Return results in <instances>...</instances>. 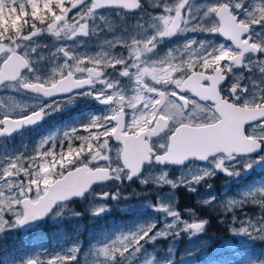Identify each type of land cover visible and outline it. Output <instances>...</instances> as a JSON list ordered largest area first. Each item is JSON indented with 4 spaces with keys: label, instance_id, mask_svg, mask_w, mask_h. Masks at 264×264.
Here are the masks:
<instances>
[{
    "label": "snow or ice",
    "instance_id": "snow-or-ice-1",
    "mask_svg": "<svg viewBox=\"0 0 264 264\" xmlns=\"http://www.w3.org/2000/svg\"><path fill=\"white\" fill-rule=\"evenodd\" d=\"M84 0H78L76 4H66L65 9L70 13L77 8ZM120 4L124 8H135L140 4V0H89V6L86 11L80 15L72 17L66 16L64 20L60 17L64 12L60 10L59 5H53V11L49 13L47 10L43 15L35 16V9L31 0H0V8L6 10H15L17 13L26 11L31 13L25 19L30 21V31L10 34L6 37L8 43L0 42V85L5 82L18 81L24 89L41 93L45 97H53L57 94H70L75 89H80L82 85L94 84L98 80L105 83L109 88L113 89L112 95L104 97V103L114 105L111 113L107 116L96 117L92 123L85 126L81 130L73 129L72 133H65L66 136L77 135L85 141V151H81L79 146L75 150L69 148L68 154L74 155L77 162L70 164L68 168L59 172L60 180L54 188L49 189L45 186L43 189L39 185L32 182L37 179H44L37 173L42 166V162L52 154H57L55 148L45 149L44 144L41 145L37 154L23 160L21 157L10 160L6 167L0 172V231H3L8 221L5 219V213L12 211L17 215V223L24 224L29 220H34L44 216L52 206L58 201H64L67 198L81 194L94 181L107 180L110 175L120 179L122 168H113L108 165L90 167V161H109L112 160L111 152L115 151L116 160L122 159L123 165L130 172L128 176L131 179L141 168L131 164L127 159L122 157V152L135 155L145 148L144 162L154 161H174L183 162L190 157H198L201 160H207L213 154H221L213 161L216 168H222L229 174H234L235 169L231 171L226 167V161L233 160L237 154H249L264 145V83L257 84L255 80L251 81V90L242 86L243 76H236L235 82L228 88L222 86L228 73L234 66L244 62L245 54L264 52V44L259 41H253L249 35L250 27L253 24H264V0H252V6L247 11V19H241L236 14V9L244 7L246 0H222L214 5L206 6L202 13L204 19H196L193 23L195 13L199 10L192 7V0H152L153 6L163 9V13L153 17V27H157L155 35L150 36L144 43V49L151 53L158 45V41L163 37H170L179 32H195L207 31L213 33H221L227 36L234 45V48H226L224 45H217L208 53V58L223 54L225 57H231L233 63L228 64L227 61L221 65L226 71L219 73L218 89L221 93V99L227 97L230 103L237 104H258L262 111L258 116H252L244 123L243 132L245 139L232 135L229 131V123L235 120L231 114L225 115L216 107L217 102L208 98H201L194 95L190 89H181L178 85L165 93L168 99L161 103V93L147 91L149 100L144 103L146 108H137L135 104L130 103L132 97L139 98L140 93L146 90L138 83V78L133 75L131 69L123 68L122 74L129 76L130 73L135 79V88L131 93L119 86L117 82L104 79V75L92 72L88 73L89 78L85 80L78 79V73L81 69L78 65L81 63L79 58L72 56L71 59L76 61L74 64L62 65L60 68L53 69V76L48 80L41 79L37 76L34 80L21 78V72L25 68L30 67V61L27 54H21L19 40H30L43 31L39 27L40 23L51 20L47 24L48 30L56 32L57 23L64 27L74 25L80 29L82 34L87 35V19L92 16L96 9L106 4ZM40 8L44 7V0H40ZM221 10H226L232 17L235 24L239 25L235 32L228 31L220 26ZM71 20L72 25L67 23ZM207 21V23H205ZM62 30V29H61ZM13 35L16 40H13ZM197 41L191 40L184 44L185 48L196 44ZM202 45V42H201ZM65 57H69L66 49H61ZM170 54V53H169ZM105 54H99L97 57L89 58L83 61L84 64H99L104 69L107 66H115L116 64L127 65L129 61L116 60L114 64L101 62ZM203 62V61H202ZM248 67L258 68L264 73V59L249 60ZM86 70V69H85ZM215 72V68L210 69ZM153 82L156 84L158 81ZM145 83L146 80H145ZM154 87V86H153ZM163 91V90H161ZM169 100L173 103L169 104ZM194 101V103H192ZM128 106L125 107L124 104ZM53 108V105H48ZM150 109V111H149ZM197 109L203 112L200 116ZM56 110V109H55ZM206 110V111H205ZM123 111V120L115 118L116 113ZM0 112L4 114L0 116V135L11 134L18 128L33 124L46 115L44 108H40L31 112H24L23 108L16 103H9L0 100ZM22 113V114H14ZM171 116V119L165 123L164 117ZM154 117V118H153ZM122 125V126H121ZM246 126L247 130H246ZM127 136L136 137L135 143H130ZM94 137H98L95 138ZM159 138L156 140L155 138ZM115 139L121 143L119 148H113L110 141ZM91 141L93 148L87 150V142ZM41 149H45L42 150ZM59 158L63 161L65 152H60ZM87 157V160L85 159ZM82 165V167H78ZM251 167V164H246ZM60 166L57 165V168ZM90 169L98 170L101 174L87 171ZM94 179H89V176ZM211 175L205 171L203 175L192 178L193 182H199L206 176ZM188 182V181H185ZM34 193V195H33ZM256 203L264 204V189L256 193L248 194ZM98 211H103L99 209ZM175 227V225L170 226ZM190 229H201V222H191L185 225ZM169 228V230H170ZM151 229L140 233H132L119 237L111 245L104 246L100 251L105 257H111L115 260L116 256H123L130 250L136 248L141 242L150 237ZM239 231L244 233L264 236V225L259 223L247 222V227L242 226ZM161 232L160 235H164ZM75 251V249H74ZM75 256L57 255L47 260V264H70ZM28 264H38L36 260H31Z\"/></svg>",
    "mask_w": 264,
    "mask_h": 264
},
{
    "label": "rangeland",
    "instance_id": "rangeland-1",
    "mask_svg": "<svg viewBox=\"0 0 264 264\" xmlns=\"http://www.w3.org/2000/svg\"><path fill=\"white\" fill-rule=\"evenodd\" d=\"M218 2H222V0H192V7L199 10L195 13L192 22L195 23L196 19H204L202 13L205 11L206 6L214 5ZM31 3L34 6L35 13L39 12L41 9L39 7L40 0H31ZM76 3H78V0H44L43 9L48 8L53 11L52 6L59 5L60 10L64 12L60 20H64L68 15L72 17L80 15L89 6V0H84L77 8L68 13L65 5ZM251 6L252 0H246L244 7L237 9L238 17L247 19L246 13ZM26 13V11L17 13L15 10L0 8V42L8 43L6 37L12 30L20 29L17 28L20 14ZM162 13L163 9L153 6L152 0H145L144 8L138 11L135 16L127 15L123 10L108 9L107 11H98L97 14L94 12L92 16L88 17L86 22L88 29L93 19L98 18L104 21L107 29L113 34L114 52L116 51L117 45H129L126 54L132 57L129 65L131 69L135 68L137 70L133 75L138 80L147 79L146 85H142L138 81L146 91L145 93H140L139 98H131L130 103L135 104V106L137 103L143 102L146 99L145 96L148 91L147 85H155L149 82L151 77L155 78L158 82L160 80L168 81V79H173L177 73L180 74L184 70L183 67L172 68L167 75L162 71L167 68L157 69L156 66H153L155 64L147 65L148 63H145V61L148 62L151 53L147 52L143 45L150 36L156 34V32H151L153 28V17L159 16ZM56 23L59 29L56 28V32H59V35H56L53 31H49L46 26V33L54 35L51 37V43H54V46L45 47L46 42L43 39L39 40V38H36L32 43H30V40H19L21 41L20 43L18 41L21 49L24 52L26 51L33 61L34 69L30 73V76L33 78L39 76L41 79L48 80L53 76V69L70 64V61L67 62L68 57H66V61L59 59L61 56L60 51L64 48L61 47L62 43L59 44L55 41L62 39L65 41L66 50L69 49L71 53L79 54L81 63L78 67H84L83 61L93 58L91 56L90 46H87V43H85L87 39L78 37L80 29L72 25L71 20L67 21V23L72 26L63 29L62 27L64 25L60 24L59 20ZM23 26L25 28V23H22V29L24 30ZM155 28L157 30V27ZM87 29L86 31L88 32ZM256 29L257 31L260 30L258 31L259 35L264 36V24H256ZM180 33H178V36H175L177 43L173 45V47H176L177 52H174L172 47L164 48L166 45L165 38L167 37H163L164 39L159 38L161 40L157 42L158 45L155 49L160 50L155 55H161L163 57L164 55L161 53H163L164 49H172V57H178L177 62L182 63L186 59L189 61L192 57L197 59L200 55L198 52H204L205 44H209L211 39H215L214 37L211 38L207 31H195L192 32V35L188 34L190 37L187 36L184 38ZM196 35H201V37L198 38ZM55 37L56 39H54ZM195 38H197L195 40L197 41L196 44L188 48L184 47L185 42L187 43ZM16 39L13 37V40ZM134 46H138L139 48H133ZM76 50L78 51L75 52ZM182 53H185L186 58L183 57L184 55L181 56ZM135 54H137V58L135 57L134 59ZM94 55L97 57L99 53ZM121 57L119 54L116 55L115 52L114 56L109 57V59L115 63L116 60H121ZM103 60L104 57L101 61L102 63ZM145 69H148L149 72H143ZM145 73L147 74L146 76H144ZM131 77L130 83L132 81V85H127L129 93L135 88L134 76L131 75ZM1 86L0 100L16 103L23 108L24 112H30L40 108L49 109L47 106L51 104L53 105V108H50L51 111L53 112L56 109L55 111L58 112L49 119V125H54L57 119L64 121L66 124L63 134L58 130V127H45L43 133L40 135H37V132H27L24 136L19 137L16 142L14 140H6L0 143V172L3 171L7 163L12 159L21 157L23 161L27 160L28 157L36 155L45 141H47L45 149L55 148L57 154H52L45 159L37 173L38 176H43L44 179H37L32 182L35 185H39L41 189L45 186L48 187L57 179L55 171L57 165H66L68 158H72V155L69 156L70 154H68V149L71 148L74 151L77 146L73 145V135H65V133L71 134L73 129H75V124L72 121L79 120L77 110L83 111L81 114L83 116L89 114L91 123L96 117H99L97 113H101V117L106 115H102V112L97 110L86 111L91 105L88 99H83L80 106H76V102H71L61 107L62 101L45 104L42 100L37 101V99L28 96L25 94L20 83L5 82ZM71 100L73 101L74 99ZM124 106L127 107L128 104L125 103ZM3 114V112H0V116ZM202 115L203 113L200 114V116ZM122 119V116L119 117V120L122 121ZM82 140L84 142V139ZM45 149H41V151ZM62 151L65 152L63 161L58 155ZM115 156L116 153L113 151V157ZM114 161L117 163L115 158ZM246 162L247 160H240L237 163V196L229 195L228 193L212 196L211 194L213 193H208L207 195L212 197L204 196L205 198H199L201 206L198 207L197 212L190 211L189 213H184L178 210L177 207L180 200L174 191L170 190L172 193L170 191L168 193H162L164 192L163 186H171L173 190L178 187H191L193 184L192 178L199 175L189 173V171L185 172V174L181 173L176 178L178 179L177 183L175 182L176 184L173 186L172 184L175 179L167 178L166 173H161L157 176H146L138 182V185L132 184L130 188H127L125 185L124 191L111 190L110 196H101L99 192L95 191L89 196L90 199L87 202V207L93 212L90 214L85 212H79L77 214L78 211L71 208L73 207L72 205H69V208L66 204H60L58 205L59 208L56 209V215H54L53 220L61 224V221L65 217L67 219L72 216L78 217V221L70 222L71 225H76L75 232L67 233L63 225H56L59 227L58 233L55 234L50 230H48V233H43V227H40L32 238L33 242H37V244L32 243V246H36L34 248L31 247L29 255H24V259H27V262H19L18 264H28L31 260H36L38 264H47L48 259L57 255L75 256V259L70 264H264V236L239 231L242 226L247 227L248 221L264 225V204L254 202L252 197L248 195L264 189V179L253 183L245 182L244 175L247 171H252L250 167L245 166L250 162ZM252 167H255L257 170L261 169V167L255 164H252ZM155 178H157V181H154ZM200 183L195 184L200 185ZM149 184L157 185L160 190L157 191L155 188H147ZM144 193L148 195L143 196ZM110 197L112 198L111 203L113 205L106 209L105 201ZM101 198H104V201L99 202L97 199ZM250 206H253L254 213L259 210V214L244 216V213L247 211L245 208ZM99 209H103V211H98ZM237 210H243V213H239ZM5 219L8 223L4 229L10 227L19 230V224L16 222L17 215L15 213L12 211L6 212ZM84 219L95 222V224L92 222L94 224L92 225L93 229L89 228ZM191 222H201L203 227L198 230L186 228L185 225ZM173 225L175 227L170 228ZM210 225H212V228H221L218 225L232 226V230L230 229L228 232L230 237L227 238V236L223 235L225 236L224 238H217L219 241L212 239L207 234ZM53 229L57 230V228ZM148 229L152 230L150 237L141 242L138 250L134 248L123 256L117 255L115 260L101 254L100 250L104 246L111 245L119 237L132 233H140ZM161 232L165 234L160 235ZM80 237H83V239H79ZM161 239L165 240L163 244L160 242ZM232 251H235L236 255H232V257L227 256V252L232 253ZM221 255L223 256L221 257ZM210 258L211 260L217 259L219 261H209Z\"/></svg>",
    "mask_w": 264,
    "mask_h": 264
},
{
    "label": "flooded vegetation",
    "instance_id": "flooded-vegetation-1",
    "mask_svg": "<svg viewBox=\"0 0 264 264\" xmlns=\"http://www.w3.org/2000/svg\"><path fill=\"white\" fill-rule=\"evenodd\" d=\"M145 6V0H140V4H139V10L140 11L142 8H144ZM48 11L49 13H51L52 11L48 8H41L39 12L35 13V16H40L43 15L45 11ZM108 9H104L101 11H107ZM99 11V12H101ZM125 11V10H123ZM236 14H237V9L235 10ZM96 14L98 13V11H94ZM126 12V11H125ZM31 13L27 12L26 14H20V20L18 21V27L20 29H14L11 31L10 34H16V33H20L21 30L24 32H28L30 31V21L26 20L25 17L29 16ZM127 15L130 16H135L137 14L136 13H128L126 12ZM70 16V15H69ZM232 18V17H231ZM61 19V17H60ZM63 20V19H62ZM25 23V28L24 30L22 29V23ZM51 20H47L44 23H40L39 27L41 29H43V32H40L39 34H37L36 36H33L30 39V43H32L36 38L43 39L46 42V46H54V43H51V37H53L54 35H50L47 32L46 26L48 23H50ZM226 28L228 31H232L235 32L237 30V24H235V29L234 30H230L229 29V21L226 20ZM255 25L253 24L250 27V32L249 35L251 37V39L253 41H259L260 43L264 44V36H261L258 34V30H255ZM220 26L222 27V21L220 19ZM65 27H62V29ZM58 29V27H57ZM143 29H145L143 27ZM59 30V29H58ZM88 30V35L82 34L80 32L79 34V38H83V39H87V41H85V43H87V46H90L89 48H91V56L95 57L94 54H105L104 60L103 62H108L109 64H114V62L109 59V57H113L114 53L116 52V55L119 54V56L121 55V60H126L129 61V63L127 65H123V64H116L115 66H107L102 69L99 64H84V67H79L81 69V71L77 74L78 75V79L80 80H85L88 79V73L92 72L94 75L96 73H100L101 75H104V79L106 80H111L113 82H117L119 86L123 87L126 92L129 93V89L127 88V85L130 86L132 85V81L130 83V80L132 79L131 77V73L129 76H124L122 74V69L125 67L127 69H131L130 67V62L132 60V57L127 56V50L129 49V45H117L116 51L114 52V40L113 38V34L111 33V31H109L107 29L106 24L104 23V21L96 18L93 19L90 22V26L87 29ZM152 33L157 32L156 28L153 27L151 29ZM180 33L179 31H177V33L173 34L172 36H178ZM182 33V32H181ZM180 33V34H181ZM8 35V36H9ZM154 35V34H153ZM152 35V36H153ZM209 36L211 38H215L214 40L211 39L209 44H205L204 47V52H198V54H200L198 56L197 59L195 58H191L189 61H187V59L185 61H182V63L177 62L178 57L173 56V50L174 52H177V50L175 49L176 47H173L174 44H176L177 42H175L172 45H168L166 43L164 48H171L172 49H164L163 54L164 56L162 57L161 55H155L160 49H154V51L151 52L150 57L148 62L145 61V63H148L147 65H153L156 66L157 69H162V68H167L165 70H162L163 73L167 74L169 73L170 69L172 68H179V67H183L184 70H182V72L180 74H176L173 79H168V81H164V80H160L158 83H154L153 82V77H151V79L149 80V82H152L155 85H151L148 86V91L150 90L151 92H160L161 93V103H163V101L165 99H168V97L165 95L166 92H168L169 90H171L173 87L177 86V82L178 85L181 89H190L194 95H197L201 98H208L213 100V98H216L218 96L219 98V102L216 104V107L219 109V106H221V108L219 109L220 111L222 109L228 110V108H230V110L234 113V117L235 120L230 122L228 127H229V131L232 135L237 136V107L242 108H251V109H257L260 110L258 112H256V116H258L260 114V112L262 111V108L260 105L258 104H237V103H230L227 97H224V99H221V93L217 87L220 76L218 75L219 73L225 72L226 69L222 68L221 65L224 64L225 61L228 62L229 65H231L233 63L232 58L231 57H225L223 54L219 55V56H213L211 59L208 58V53L210 51H212V49L214 47H216L217 45H224L226 48H234L233 42L227 37V36H223L221 33H213V32H209ZM14 38H16L15 35H13ZM56 39V37L54 38ZM145 39V38H144ZM21 41H19L20 43ZM59 44L62 43V48H65V41H63L62 39L59 41H55ZM126 43V41H124ZM201 42V41H200ZM186 43V42H185ZM192 46V45H190ZM133 48H139L138 46H134ZM172 50V51H171ZM18 51L21 54H25L26 51L24 52L21 47L18 49ZM68 53H69V57L67 58V62L70 61V64H74L76 63V61L72 60L71 57L75 56L76 58H79V54L77 53H71L69 51V49H67ZM78 50H76L75 52H77ZM124 51V53H122ZM166 51V52H165ZM168 51V52H167ZM61 56L59 59L65 60L66 61V57L64 56V53L62 51H60ZM170 53V54H169ZM27 57L30 61V67L29 68H25L22 72H21V78L23 79H28V80H34L35 78H33L32 76H30V73L33 72L34 69V65H33V61L31 60V57L29 56L28 53ZM71 54V55H70ZM185 53H182L181 56H183ZM194 54V52H193ZM133 56V55H132ZM186 55H184L183 57H185ZM135 57L137 58V54L134 55V59ZM186 58V57H185ZM253 59H264V52H258V53H248L245 54V59L244 62L240 65L234 66L232 68V70L228 73V75L226 76L225 80L222 82V86L224 88H228L229 86H231L234 82H235V77L236 76H243L244 79L241 81L242 86L249 88V90H251V81L255 80L256 83L262 84L264 83V73L260 72L258 68H251L248 67V62L249 60H253ZM89 60V59H87ZM203 61V62H202ZM215 68V72H211L210 69ZM86 69V70H85ZM132 73H136L137 70L131 69ZM143 72H149L148 69L143 70ZM199 75V77H196V79L194 77H192L193 75ZM147 74L145 73L144 76H146ZM133 76V75H132ZM213 76V77H212ZM189 77H192L189 80V88L187 85H184L185 82H187V79ZM143 80V81H141ZM138 80L141 82L142 85H146L145 80L147 81V79H141ZM156 81V80H155ZM19 83L18 81H15V83ZM8 83V82H7ZM154 86V87H153ZM186 86V87H185ZM2 86L0 85V88ZM23 88V87H22ZM25 94H27L30 97H33L35 99L38 100H42L45 104H48L49 102H57V101H62V105L61 107L70 104L71 102H76V106H80L81 102L83 101V99H88L89 103L91 104L90 107H88L86 109V111L89 110H97L102 112V115H109L111 113V110L113 109L114 105L111 103H104L103 99L104 97H107L109 95H112L113 89L109 88L105 85V83L101 82L100 80H98L97 82H95L94 84H90V85H82V87L80 89H75L72 93L70 94H64V95H59V96H53V97H45L43 96L41 93H36L32 90H27L24 89ZM163 90V91H161ZM145 93V92H144ZM146 99L143 102L137 103L136 106L138 108H141L143 110V108H146L147 105L144 103L145 101H147V98L149 99V96L147 95L146 92ZM71 99H74L73 101ZM173 102L171 100H169V104H172ZM192 103H194V101H192ZM59 108V107H58ZM46 111V115L43 116L42 121L38 124H35L33 126H27L24 125L21 129L20 132H17L15 134L9 135V136H5L3 138H0V143L5 142L6 140H14L15 142L17 141V139L21 136H24L25 133L27 132H37V135H40L41 133H43V129H45V127L48 128H57L58 130L61 131V133H64L65 130V126L66 124L64 123V121H59L57 119V121H55L54 125H49L50 122V118H52L55 114H57L58 111H51V109H47L44 108ZM36 110V109H35ZM33 110V111H35ZM150 111V109H149ZM197 114L200 115L203 112H201L199 109L196 110ZM206 111V110H205ZM31 112V111H30ZM83 113V111L81 110H77V114L79 115V120L76 121H72L75 124V129L81 130L80 134L83 135V131L82 129L88 125V123H91V118L89 116V114H87L86 116L81 115ZM97 116L101 117V113H97ZM123 118L124 113L123 111H119L116 113L115 118L119 119V117ZM103 117V116H102ZM154 118V117H153ZM227 118V117H226ZM171 119V116H165L164 117V122L167 123L169 120ZM123 120V119H122ZM247 120H245L244 122H242L241 125H243ZM246 126V130H247ZM48 130V129H47ZM73 145H77L80 147L81 151H85V141L83 142V140L81 138H78L77 135H73ZM244 137V135H243ZM130 143H135L136 142V137H132V136H127L126 137ZM95 139V138H94ZM156 140H158L159 138H155ZM132 140V141H131ZM80 142H82L80 144ZM110 144L113 146V148H119L121 146V143L116 141L115 139H112L110 141ZM93 144L91 143V141L87 142V150H91L93 148ZM260 150L258 152H252L249 154H245V155H237L233 160L231 161H226V167L231 171L232 169H235L234 174H229L228 172L224 171L222 168H216L215 164L213 163V161L215 159H217L221 154H213L212 156H210L207 160H199L195 157H190L188 159H186L183 162L177 163L174 161H164V162H160V161H154V160H149L144 162V155H145V148L142 147V150L133 155L135 158V156H137V160H140V163L144 162L143 166H141V171L136 174L135 176H131V179L128 178V176L130 175V172L126 169V166L123 165V161L122 159L117 160V163H115L114 161V157H113V152H111V156L113 157L112 160L109 161H90L88 160L87 162L89 163L90 167L96 168L98 166H105L108 165L109 167L113 168V171L115 170L116 167H120L123 169V171L120 174V179L115 178L114 176L109 177V180H103V182L98 183L96 185H94L91 189V191L89 193H87L88 195H85L84 198L79 199V200H75L73 202L70 203V205L73 206V208L75 209H83L84 206L85 208H87V202L90 199L89 196L92 195L95 191L99 192L104 196H110V192L111 190H121L124 191L125 190V185L127 186V188H130L132 184L138 185L139 181L141 179H143L146 176H151V175H158L161 173H166L167 178L170 179H175L174 183L172 184V186L174 184L177 183L176 178L179 177V175L185 174V172L189 173H196L199 176L203 175V173L205 171H208L211 173V175L204 177L203 179H201L199 181L200 185L195 184L198 182H193V184L190 186H185V187H178L175 188L174 190L172 189L171 186H163L164 188V192L162 193H168L170 190L174 191L176 193V196H178L179 198V205H178V210L184 212V213H189L190 211H195L198 210V207H200L201 202H199V198L202 197H212L215 196L217 194L221 195L222 193H228L229 195H235L237 196V163L240 160H247L246 163L250 162L251 167L250 169L252 171H247V173L243 176L245 179V182L248 181H259V180H263L264 179V145H262L260 148ZM257 151V150H256ZM71 156V155H69ZM122 157H124L125 159H127L126 154L124 152H122ZM85 159L87 160V157H85ZM129 161V159H127ZM68 163L62 164L60 165L59 168H57L56 171V178H60L59 176V172L63 169L68 168V166L70 164H74L77 162L76 158L74 155H72V158H68ZM252 164L258 165L259 167H261V169L257 170L255 167H252ZM138 165V164H137ZM78 167H82V165H78ZM249 169V170H250ZM90 171H95L97 172V174H101L98 170H94V169H90ZM89 172V171H88ZM56 179V180H57ZM154 181H157V178H155ZM176 182V183H175ZM203 182V183H202ZM204 184V185H203ZM175 187V186H174ZM147 188H155L157 191L160 190L159 187H157V185H151L149 184L147 186ZM208 188V189H207ZM170 191V192H171ZM172 193V192H171ZM208 193H213L210 195H207ZM174 194V193H173ZM148 195V194H143V196ZM207 195V196H206ZM155 197V196H154ZM185 197H189V200H184ZM204 197V198H205ZM102 199V198H101ZM111 197L107 198V200L105 201V208L108 209L110 207H112V203H111ZM191 200V202L189 203V201ZM104 201V198H103ZM115 203V202H114ZM116 204V203H115ZM117 205V204H116ZM118 206V205H117ZM119 207V206H118ZM44 222H40L39 224L36 225V227L34 228H24L21 225H19V230L17 229H12L10 227L4 229L3 231H0V264H18L19 262L24 263L27 262V259H24V255H29L30 251H31V240L34 236V234L38 231V229L40 227H43V233H48V230L51 228L50 225H44ZM56 224H52V227H55ZM45 227H48L49 229H45ZM42 237V236H41ZM16 247L18 248V251L16 250ZM17 252H19V255H17ZM19 258H18V257Z\"/></svg>",
    "mask_w": 264,
    "mask_h": 264
},
{
    "label": "water",
    "instance_id": "water-1",
    "mask_svg": "<svg viewBox=\"0 0 264 264\" xmlns=\"http://www.w3.org/2000/svg\"><path fill=\"white\" fill-rule=\"evenodd\" d=\"M101 9H115V10H118V9H124L125 11H127V12H129V13H132V12H136V11H138V9H139V6L138 7H135V8H124L122 5H120V4H115V3H112V4H106L105 6H103V7H101V8H99V9H96L95 11H97V10H101ZM219 15H220V17H221V21H222V27H224V28H226V20H228L229 21V29L230 30H234L235 29V22L232 20V18H231V15L226 11V10H221V12L219 13ZM239 27V25H237V28ZM228 28V27H227ZM226 28V29H227ZM24 70V69H23ZM22 70V71H23ZM192 77H194L195 79H196V77H199V75H197V74H195V75H193ZM192 77H189L188 79H187V82H185V84L184 85H189V80L192 78ZM213 77V76H212ZM186 87V86H185ZM188 88H189V86H188ZM185 89V88H184ZM74 91V90H73ZM72 91V92H73ZM71 92V93H72ZM59 95H64V94H57V95H55V96H59ZM213 100H215L217 103L219 102L218 100H219V98H218V96L216 97V98H213ZM221 108V106H219V109ZM229 109V111L228 110H225V109H222L221 110V113L223 114V115H225V117H227V115L228 114H233L234 115V113L230 110V108H228ZM258 111H260V110H257V109H251V108H245V107H243V109L242 108H239V107H237V137H239L240 139H245V137H243V135H244V132H243V126H244V124L243 125H241L242 124V122H244L245 120H247V119H249L250 117H252V116H256V112H258ZM42 121V119H40L39 121H37V122H35V123H33V124H29V125H27V126H33V125H35V124H38V123H40ZM122 126V125H121ZM23 127V126H22ZM22 127H20V128H18L17 130H15V131H13L11 134H4V135H0V138H3V137H5V136H9V135H12V134H15V133H17V132H20L21 131V129H22ZM132 141V140H131ZM257 150V151H256ZM256 150H254L253 152H258L260 149L258 148V149H256ZM126 154V157H127V159H129V162L131 163V164H133V165H136V166H139V165H141V166H143V164H144V162H142V163H140V160H137V159H135V158H137V156H135V158H133L134 156L132 155V154H130V153H125ZM237 155H245V154H237ZM195 158H197V159H199V160H201L200 158H198V157H195ZM202 161V160H201ZM138 164V165H137ZM87 171H89V173L91 174L92 172H95V171H90V170H87ZM141 171V168H140V170L136 173V174H138L139 172ZM96 174H97V172H95ZM135 174V175H136ZM135 175H133V176H135ZM89 179H94V177H92L91 175L89 176ZM59 180H60V178H58L55 182H53L52 184H50L49 186H48V188L49 189H51V188H54L55 187V185L59 182ZM107 180H109V178L107 179ZM101 182H103V180H97V181H94L87 189H85L81 194H78V195H73V196H71V197H69V198H67L66 200H64V201H58L57 203H55L53 206H52V208L44 215V216H42V217H39V218H37V219H34V220H29V221H27L26 223H24V224H20L22 227H24V228H34L37 224H39L40 222H42V221H44L45 219H47L52 213H53V211L57 208V206H58V204L59 203H62V202H67V201H73V200H79V199H82V198H84V196L87 194V193H89L90 191H91V189H92V187L94 186V185H96V184H98V183H101Z\"/></svg>",
    "mask_w": 264,
    "mask_h": 264
},
{
    "label": "trees",
    "instance_id": "trees-1",
    "mask_svg": "<svg viewBox=\"0 0 264 264\" xmlns=\"http://www.w3.org/2000/svg\"><path fill=\"white\" fill-rule=\"evenodd\" d=\"M184 200H189V197H185L184 198ZM191 202V200L189 201V203ZM252 207L253 206H250V207H247V208H245V210H247L246 211V213H244V216H250V215H256V214H259L258 212H259V210L256 212V213H254L253 212V209H252ZM261 209H262V207H261ZM79 211H83V209H78ZM237 212H239V213H243V210H237ZM253 212V213H252ZM72 216V215H71ZM86 222H87V225L89 226V228H91V229H93L92 228V225H94L95 224V222L94 221H92V220H88V219H84ZM76 222V221H78V217H70L69 219H67L66 217L61 221V224L60 225H63L64 227H65V230H66V232L67 233H74L75 232V230H76V225H71L70 224V222ZM94 224H93V223ZM44 225H50V229L48 228V227H45V229H49L50 231H52V232H54L55 234L56 233H58V226H56V227H52V223L49 221V220H47L46 222H44ZM212 225H210L209 226V229H208V233L207 234H209V236L212 238V239H216V241H219V239H217V238H224L225 236H227V238L228 237H230L229 236V234H228V232H229V230L232 228V226H227V225H225V226H222V225H218V226H221V228H218V227H216V228H212L211 227ZM53 228H57V230H54ZM232 230V229H231ZM223 235H225V236H223ZM84 236V235H83ZM160 242L163 244L164 242H165V240H160ZM32 243H36L37 244V242H33L32 240H31V244ZM36 245H33V246H31V247H35ZM255 247V246H254ZM260 247V246H259ZM19 248V247H18ZM18 248L16 247V250L18 251ZM233 253V252H232ZM232 253H230V252H227V256H229V257H232V255L233 256H235L236 254H232ZM17 255H19V252H17ZM223 255H221V257H222ZM18 257V256H17ZM19 258V257H18ZM215 260H217V259H215ZM215 260H211V258L209 259V261H215ZM217 261H219V260H217Z\"/></svg>",
    "mask_w": 264,
    "mask_h": 264
},
{
    "label": "bare ground",
    "instance_id": "bare-ground-1",
    "mask_svg": "<svg viewBox=\"0 0 264 264\" xmlns=\"http://www.w3.org/2000/svg\"><path fill=\"white\" fill-rule=\"evenodd\" d=\"M188 34H190V35H192V32H188V33H186V32H182L181 33V35L183 36V38L184 37H187V36H189ZM202 35V34H201ZM201 35H200V37H201ZM194 36V35H193ZM190 37V36H189ZM164 39V38H163ZM182 39V38H181ZM189 39V38H188ZM165 40H166V43L168 44V45H172V44H174L176 41H177V38L176 37H174V36H170V37H167V38H165ZM178 40H179V38H178ZM136 159V158H135Z\"/></svg>",
    "mask_w": 264,
    "mask_h": 264
}]
</instances>
